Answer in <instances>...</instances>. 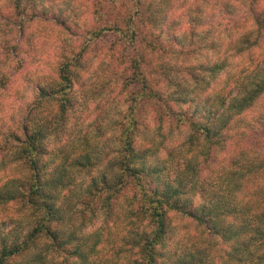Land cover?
Listing matches in <instances>:
<instances>
[{
    "label": "clouds",
    "instance_id": "9594fccd",
    "mask_svg": "<svg viewBox=\"0 0 264 264\" xmlns=\"http://www.w3.org/2000/svg\"><path fill=\"white\" fill-rule=\"evenodd\" d=\"M0 264H264V0H0Z\"/></svg>",
    "mask_w": 264,
    "mask_h": 264
}]
</instances>
